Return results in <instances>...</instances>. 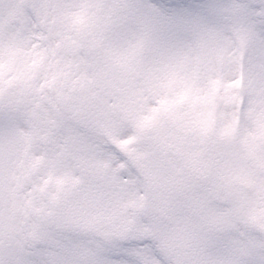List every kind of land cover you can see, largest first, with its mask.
<instances>
[{
	"label": "snow or ice",
	"instance_id": "1",
	"mask_svg": "<svg viewBox=\"0 0 264 264\" xmlns=\"http://www.w3.org/2000/svg\"><path fill=\"white\" fill-rule=\"evenodd\" d=\"M0 264H264V0H0Z\"/></svg>",
	"mask_w": 264,
	"mask_h": 264
}]
</instances>
